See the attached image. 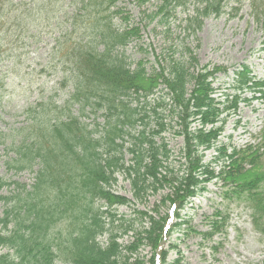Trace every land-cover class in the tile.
I'll return each instance as SVG.
<instances>
[{"label":"trees","instance_id":"1","mask_svg":"<svg viewBox=\"0 0 264 264\" xmlns=\"http://www.w3.org/2000/svg\"><path fill=\"white\" fill-rule=\"evenodd\" d=\"M31 1L34 7L27 8V3L0 0V56L11 27L22 34L30 31L31 10L55 16L63 0ZM121 1L71 0L76 10L71 21L63 22L65 32L55 39L50 54L62 70L61 86H69L70 91L59 106L50 102L38 111L32 109L26 126L5 134L12 153L7 168L34 176L29 186L0 179V189L13 187V192L0 197L5 204L0 217V264H180V258L167 261L175 246H165L183 224L179 212L212 181L224 189L225 199L247 201L253 224L264 235V133L260 142L241 148L220 141L240 104L249 103L242 94L264 102V79L242 65L233 72L231 94L217 96L212 78L226 70L197 68L191 57L160 58L163 66L151 74L142 62L131 69L116 52L139 32L136 27L115 24L117 18L127 19L118 6ZM128 1L143 5L150 0ZM223 1L157 2L159 12L172 3L174 9L193 4L198 29L203 18L220 14ZM247 1L252 17L264 30V0ZM26 12L29 22L22 18ZM157 91L161 93L155 95ZM86 113L93 123L84 122ZM174 119L175 134L182 138L177 170L169 162L170 152L161 136ZM208 151L213 158L204 163ZM211 164L217 166L216 172ZM117 174L129 182L137 203L167 188L169 193L159 201L168 206L165 216L157 218L134 208V218L116 227L114 223L120 221L115 209L131 204L112 191ZM100 202L106 210L97 205ZM138 219L141 224L136 227ZM224 227V219L222 224L212 219L211 232L204 236L211 237ZM129 233L131 241L120 244L119 239ZM103 237L105 243L100 241ZM147 247L151 256L144 261L139 250Z\"/></svg>","mask_w":264,"mask_h":264},{"label":"rangeland","instance_id":"2","mask_svg":"<svg viewBox=\"0 0 264 264\" xmlns=\"http://www.w3.org/2000/svg\"><path fill=\"white\" fill-rule=\"evenodd\" d=\"M157 1L150 0L143 5L128 0L118 3L127 19L117 18L115 24L124 29L136 27L139 32L138 37L132 38L125 49L116 52L130 64L131 69L138 62H142L146 72L151 74L163 66L160 64V58L191 57L196 60L197 68L219 67L228 71L227 76L218 71L212 78V86L219 94L228 91L232 73L241 65L248 66L256 78L264 79V30L252 17L247 0H239L240 4L224 0L220 14L203 18L198 29H195L196 25L192 19L193 4L188 3L183 8L174 9L172 3L166 8L168 15L164 16L166 11L159 12L161 3ZM13 2L20 5L27 3V8L34 7L31 0ZM59 8L61 9L55 16L53 13L41 15L38 8L31 10L28 13L33 19L30 31L22 34L11 27L6 47L1 50L0 179L5 182L14 181L29 186L34 176L28 172L16 173L7 168L6 162H10L12 157V153L7 150L10 142V138L5 136L7 130L26 126L33 116V113H30L32 109L38 111L43 105L51 104L50 102L58 105L70 91L69 86H61L62 70L58 67V61L53 60L50 54L52 47L56 46L55 39L61 32H65L67 24L63 22L66 19L71 21L76 7L71 4V0H63L59 3ZM9 17L14 18L13 15ZM22 18L25 22L30 20L27 12ZM162 88L160 86L158 89ZM159 93L161 92L157 91L155 95ZM242 98L248 99L249 103H241L237 115L227 122L220 139L226 146L241 148L245 144L258 143L261 141L260 134L264 133V102L251 99L249 93L242 94ZM73 110L74 115H77V108ZM83 120L86 124L93 123L90 113H86ZM101 121L102 119H98L97 122ZM101 128L102 125L99 126L100 130ZM176 128L174 119L170 122V127L166 128L167 131L161 134L170 152L169 162L175 170L182 162V138L175 134ZM227 136H231V139ZM204 156V163H210L213 152L208 151ZM129 158L130 155L125 156L126 160ZM210 169L216 172L217 166L211 164ZM223 190L220 184L212 181L205 185L204 192L192 198L179 212L183 224L175 228L165 246H175V249L169 252V263L180 258V264H264V235L254 226L252 211L247 201L244 198L227 200L223 197ZM112 191L131 201L129 206L115 209L116 219L120 221L114 223L116 227L123 221L134 218V208L153 214L157 218L164 217L168 211V206L159 203L160 199L169 193L167 188L159 189L157 193L137 203L133 200L129 182L122 174H117V183ZM11 192L13 187L1 188L0 197ZM97 205L101 210H106L102 202ZM4 208L5 204L0 200V217ZM154 209H157V213ZM216 214L218 216L215 217ZM212 219L219 224H222L224 219L225 227L211 237L204 236L211 232L209 223ZM105 222L107 223L106 220ZM175 222V219L171 221L173 224ZM135 224L136 227L140 226L141 221L138 219ZM100 241L105 243L106 238L103 237ZM130 241L129 233L118 242L126 245ZM150 256L148 247L139 250V257L144 261Z\"/></svg>","mask_w":264,"mask_h":264}]
</instances>
